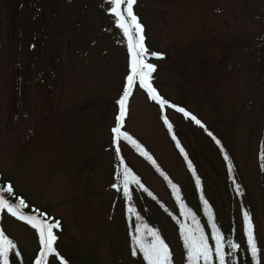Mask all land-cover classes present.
I'll use <instances>...</instances> for the list:
<instances>
[{
    "label": "rangeland",
    "instance_id": "obj_1",
    "mask_svg": "<svg viewBox=\"0 0 264 264\" xmlns=\"http://www.w3.org/2000/svg\"><path fill=\"white\" fill-rule=\"evenodd\" d=\"M111 7V0H0V177L23 198L26 215L38 218L27 214L30 205L58 217L56 252L43 264H145L129 244L127 197L116 181L122 158L155 195L132 184L131 223L155 228L174 264H186L175 225L154 199L173 207L164 180L127 141L114 139L131 54ZM133 12L149 53L162 54L147 62L169 103L162 109L134 84L123 128L194 203L181 144L239 245L241 205L248 209L264 264V0H136ZM214 139L228 151L242 200L231 192ZM0 225L17 243L10 264L40 257L38 230L6 209ZM239 245L227 264H251Z\"/></svg>",
    "mask_w": 264,
    "mask_h": 264
},
{
    "label": "snow or ice",
    "instance_id": "obj_2",
    "mask_svg": "<svg viewBox=\"0 0 264 264\" xmlns=\"http://www.w3.org/2000/svg\"><path fill=\"white\" fill-rule=\"evenodd\" d=\"M136 3V0H111L112 7L110 11L116 16V23L120 29H122L123 34L127 37V46L128 50L131 54V63H130V74L127 76V85L123 90V94L120 97L119 104V115L117 116V124L116 127L112 129V132L115 134L114 139L118 142L121 138L130 143L136 144V141L127 133L122 132L121 127L123 125V121L127 114V102L129 96L132 93V89L134 84H136L137 80L139 86L145 89L153 101L159 103L160 107L163 109L165 105H168V101L163 99L158 93L157 90L153 87L151 80L152 74L156 70V66L152 63L147 62L148 55L160 57L162 54L151 52L146 48L144 43V28L143 25L139 22L138 17L133 12V5ZM124 5L123 9L121 6ZM126 14V15H125ZM171 107L176 108V105H171ZM178 111L183 112L185 116H191L190 113L185 111L183 108H177ZM196 121L197 124L200 123L196 117H191ZM165 122L167 123V118L165 117ZM171 129V124L168 125ZM211 135V133H209ZM219 143V141H217ZM139 148L140 146L137 145ZM117 153H119V147L116 148ZM142 151V149H141ZM147 155V153H143ZM227 158V157H226ZM151 159V157H149ZM123 163V161H121ZM133 181L139 184V180L131 175V170L126 166L123 169V190L124 195L131 198L128 191L129 181ZM199 183V181H197ZM112 187H117V185H112ZM141 187H143L141 185ZM8 192L12 193L13 189L11 185H8L4 189H0V192ZM145 191H147L145 189ZM205 205L207 206V202L205 201ZM25 206L24 200H20L18 204L10 203L8 199H5L3 195H0V210L6 209L7 212L11 213L13 217H18L20 220L27 222L34 229L38 230L39 240L41 245V254L37 259L36 264H43L45 257H47L50 253L56 252V248L54 247L57 236L54 234L53 229L60 228V222H48L45 219H38L33 215H26L21 209ZM129 211H133V209H129ZM209 219H211V212H209ZM244 222L246 225V233H247V243L250 246V251L253 256L257 254V244L254 238L253 233V224L251 217L248 212L244 213ZM215 228V224L212 225ZM137 232H140V227L136 228ZM197 231H199L197 229ZM148 235L152 237L150 243H144L139 237L136 238V242L143 252L145 259L148 261V264H171L170 261V252L168 245L160 238L159 234L154 230L149 229ZM221 239L222 237L217 232L215 236L217 248L216 252L220 259V264H224V255L221 253ZM185 246L188 249V256L190 260H199L200 257H203L205 261H208L211 257L210 249L206 238L203 233L194 235L192 231H189L184 236ZM231 248L235 249L238 246L236 244H230ZM16 248V245L10 240L2 230H0V260H2L3 264H9V253ZM19 255V253H17ZM63 259V258H61ZM64 264H67L65 261Z\"/></svg>",
    "mask_w": 264,
    "mask_h": 264
},
{
    "label": "trees",
    "instance_id": "obj_3",
    "mask_svg": "<svg viewBox=\"0 0 264 264\" xmlns=\"http://www.w3.org/2000/svg\"><path fill=\"white\" fill-rule=\"evenodd\" d=\"M133 6L135 8V4ZM147 59H149V58L147 57ZM136 83H138V80ZM160 117L162 118L163 122H165V117H166L167 123L166 122L165 123L167 125L171 124V126H172V122L169 120V118L166 116V114L160 113ZM199 125L201 127H203L204 123L201 121L199 123ZM121 131L127 132L133 138V140L136 141V144L130 143L129 141H127V142L133 147V149L137 153H139L141 156H143L151 164L152 167H154L156 169L157 173L164 180V183H165V185L169 191L170 197L172 199L173 207L170 208L163 201L156 200L155 197H154V199H155V202L160 207L165 209V212L168 214V216L171 218V220L173 221V223L175 225L176 232H177L179 239H180L181 249H182L184 256H185L186 264H220V259H219L217 252H216L217 244H216L215 236H216L217 232L222 237V239H221V245H222L221 253L224 255V264H227V262H230V260H231L230 256H231L232 250H234V249L231 248L229 245L230 244H236L237 246L239 245L238 241L235 239L236 230L231 228L232 225L228 226V227H230L229 229H226L225 226L223 225V222H222V220H221V218L217 212V208L215 207L214 203L209 199V197L206 194L205 185L203 183L202 175L196 169L195 164L189 160V158L187 157V155H186L183 147L181 146V144L179 143L180 144V151H181V153L185 159V164L187 165V169L191 175V179H192V182L194 185V190L196 193L197 201L194 203H191L192 201L188 200L187 197L184 195L183 190H182L179 182L176 181L170 175V173L168 171H166L162 166H160L158 164L156 158H154V156H152V153L149 150H147L144 145H142L140 142H138L130 134V132H128L125 128H123V125L121 127ZM114 137H115V134H114ZM121 139H123V138H121ZM214 141L217 143L218 140L214 139ZM137 145H139L140 147L138 148ZM217 145L220 148L221 156H223L225 158L226 164L229 165L228 168L226 166V169L228 171V181H229V186H230L231 192L233 194L237 195V197L240 200H242L243 190L239 188V185L237 184V182H239V180L236 176V173H234L233 168L230 166V161L228 159V151H226L225 147L223 146V144L221 142L217 143ZM141 149H142V151H141ZM145 152L147 153V155L143 154ZM149 157H151V159H149ZM120 161H122V158H120ZM121 166H122L121 172H120V175L118 176V180H116V181L119 182L120 187H123V183H122L123 182V169L126 166V164L123 162V163H121ZM131 175L135 176V174H133L132 172H131ZM138 180H139V184H137L131 180L129 181V186H128L129 195H130L132 184H134L139 191H143V193H145L146 195L153 198V196H155V195L152 193L151 189L147 188L146 185H144V183H142L140 179H138ZM197 181H199V183H197ZM141 185L143 187H141ZM6 187H7V182L0 177V189H4ZM145 189L147 191H145ZM0 195H3L5 199H8L10 201V203H14V204H18L21 199L23 200V198L19 197V195L17 193H15L14 191H12V193H8L6 191L0 192ZM205 201L207 202V206L205 205ZM135 206L136 205H135V203H133L131 201V198L129 199L127 197L126 205H125V218L129 224V228H130L129 229L130 230V232H129V244H130L132 253L136 257L141 258L145 264H148V261L145 259L143 252L140 250V248L136 242V238L139 237L146 244L150 243L152 240V237L148 235V230L151 229V230H154L155 232H157L159 234L160 238L167 245H168V243L155 228L149 226L147 223L144 224V222H143L141 224V222H140L138 225H134L131 223L132 219L136 218V213H135V215H133L129 211V209L130 208L134 209ZM26 210H27V214H31L32 212H34V214L37 215L39 219H45L50 223L58 220V217L51 216V215H45L43 212H39L40 209H36L30 205L26 206ZM240 210L242 211V214H243L242 215V217H243L242 229H243L245 241H244V243L240 244L239 246H240V249L245 251V252H246V247H247V250L249 251V257H247V258L251 264H258V256H257L258 251H257L256 256H253L251 251H250V246L247 243V233H246V225L244 222V213L249 212V211L244 205H241ZM209 212H211V219H209ZM213 224H215V228H213V226H212ZM252 224H253V221H252ZM137 227H140V229H141L140 232L136 231ZM197 229L199 231H197ZM0 230H2L4 232V234L10 240L13 241V243L16 245V248H17V243L15 242V240L11 236L7 235V233L2 229L1 225H0ZM189 231H192V233L194 235H197V236L200 234V232L203 233L204 237L206 238V240L208 242L210 253H211V257L208 261H205L203 259V257H200L199 260H190L189 259L188 249L186 248L185 241H184V236ZM253 233H254V227H253ZM254 238H255V235H254ZM16 248L14 249L15 251H16ZM168 248H169V252H170L171 264H174V260L172 258V254H171V250H170L169 245H168ZM257 249H258V247H257ZM38 250L39 251L41 250V245L39 246ZM9 259H10V255H9ZM36 260H37L36 257L33 258L31 261V264H36ZM10 261H11V259H10ZM10 261H9V264H10ZM64 262L65 261H63L62 264H64ZM66 262H67V264H71L68 261H66ZM11 263H12V261H11ZM20 263H23V262H20Z\"/></svg>",
    "mask_w": 264,
    "mask_h": 264
}]
</instances>
